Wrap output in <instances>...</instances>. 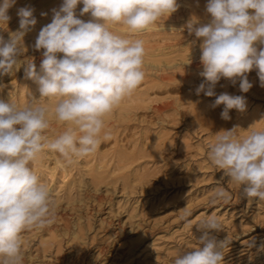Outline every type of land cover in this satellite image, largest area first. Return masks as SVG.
Returning <instances> with one entry per match:
<instances>
[{
  "label": "rangeland",
  "instance_id": "1",
  "mask_svg": "<svg viewBox=\"0 0 264 264\" xmlns=\"http://www.w3.org/2000/svg\"><path fill=\"white\" fill-rule=\"evenodd\" d=\"M52 1L15 0L7 11L10 19L0 23V37L7 42L19 31L20 8H33L37 21L22 37L19 66L0 73V99L6 102L20 106L21 101L26 105L40 98L38 85L26 77L25 69L32 61L39 71L43 50L33 47L36 40L32 42L30 35L52 22L53 10L63 0ZM177 4L171 16L133 36L144 41L146 75L124 99L129 106L121 108L127 103L122 101L105 117L111 138L72 164L46 150L30 165L51 189L56 207L52 224L21 234L23 264H174L178 254L198 246V225L210 215L222 225L213 235L227 243L224 264H264V201L248 198L245 186L229 182L207 155L221 130L237 127L238 137L264 131V87L257 69L246 74L252 84L246 93L240 90L239 79L233 84L221 78L216 96L246 98V110H229L228 120L221 117L223 104L213 106L216 96L197 95L196 88L205 81L200 75L203 41L187 25L190 21L206 25L211 16L207 0ZM82 8L78 4L75 13L87 22L91 17L81 16ZM113 30L127 31L119 25ZM51 119L46 132L50 139L66 128ZM123 153L131 160L120 162ZM97 164L106 168L95 179L91 173ZM218 189L228 194L227 202L216 196Z\"/></svg>",
  "mask_w": 264,
  "mask_h": 264
},
{
  "label": "clouds",
  "instance_id": "2",
  "mask_svg": "<svg viewBox=\"0 0 264 264\" xmlns=\"http://www.w3.org/2000/svg\"><path fill=\"white\" fill-rule=\"evenodd\" d=\"M15 0L0 4V23L10 17L8 9ZM83 4L77 18L75 9ZM177 0H63L53 10L52 22L44 26L34 48L43 50L36 65L27 62L26 77L38 85L39 99L23 107L0 99V264H23L22 233L43 229L55 219V202L49 186L33 165L46 151L59 153L67 164L94 154L109 140L105 117L141 85L145 79L143 39L133 38L177 11ZM253 10V11H249ZM34 9L18 10L19 31L5 42L0 37V73L18 67L24 51L22 37L37 21ZM211 20L206 25H187L189 32L202 38L200 73L205 81L196 94L216 96L221 78L248 92L252 84L247 73L258 70L264 87V0H207ZM122 26L126 34L113 30ZM58 54H63L58 57ZM55 101L54 105L44 101ZM223 104L221 117L230 119L229 110H246V98L222 93L214 107ZM66 125L50 139L46 132L52 119ZM234 127L215 134L209 144L208 159L223 170L231 183L248 198L264 201V131H250L238 137ZM216 196L227 202L228 194L218 189ZM189 213L186 212V215ZM198 246L178 254L174 264H224L225 241L214 232L222 230L218 217L210 215L197 228Z\"/></svg>",
  "mask_w": 264,
  "mask_h": 264
},
{
  "label": "bare ground",
  "instance_id": "3",
  "mask_svg": "<svg viewBox=\"0 0 264 264\" xmlns=\"http://www.w3.org/2000/svg\"><path fill=\"white\" fill-rule=\"evenodd\" d=\"M50 1V0H49ZM52 1V0H51ZM46 2V1H45ZM44 2V3H45ZM53 2V1H52ZM51 2V3H52ZM50 3V2H49ZM38 31V30H37ZM32 35H30L31 36V39H32V42L34 41V40H36V38L38 37V34L36 33V32H32L31 33ZM32 42H30V43H32ZM31 93V92H30ZM10 98V97H9ZM21 98V97H20ZM137 98V97H136ZM135 98V99H136ZM141 98V97H140ZM133 99V98H132ZM135 99H133L134 101H135ZM127 100V99H126ZM136 100H138V99H136ZM123 101H125V100H123ZM125 102H127V101H125ZM129 102V101H128ZM128 102L127 103H123L124 105H122V104H120V105H122L121 106V108H126L127 106H129L128 105ZM21 107H23V106H25V104H24V102H20V104H19ZM249 117H251L250 119L251 120H253L254 119V116L252 115H250ZM249 119V118H248ZM118 153V152H117ZM126 153V152H125ZM130 153V152H129ZM132 153V152H131ZM124 154V153H123ZM120 155V162L122 161H127V160H131V158L129 157L130 156V154H124V155ZM119 155V154H118ZM133 155H134V153H133ZM117 157V156H116ZM119 157V156H118ZM116 160H118V159H116ZM128 164V163H127ZM126 164V165H127ZM104 168H106V167H104V164L103 165H101V164H97L96 166H95V168H94V171L91 173V176L93 177V178H95V179H98V178H101L103 175V171H104ZM127 173V172H126ZM134 173L132 172V175H133ZM123 176V175H122ZM128 178V177H127ZM124 179H125V177H124ZM129 180V179H128Z\"/></svg>",
  "mask_w": 264,
  "mask_h": 264
}]
</instances>
